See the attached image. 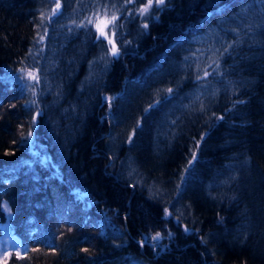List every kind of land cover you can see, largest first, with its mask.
<instances>
[{
	"label": "trees",
	"instance_id": "1",
	"mask_svg": "<svg viewBox=\"0 0 264 264\" xmlns=\"http://www.w3.org/2000/svg\"><path fill=\"white\" fill-rule=\"evenodd\" d=\"M148 5L0 0L2 264H264V0Z\"/></svg>",
	"mask_w": 264,
	"mask_h": 264
},
{
	"label": "snow or ice",
	"instance_id": "2",
	"mask_svg": "<svg viewBox=\"0 0 264 264\" xmlns=\"http://www.w3.org/2000/svg\"><path fill=\"white\" fill-rule=\"evenodd\" d=\"M156 3H157V5H162V4L165 3V0H156ZM105 7H106V6H105ZM113 7H115V5H113ZM148 7H151V0H149V5H148ZM59 10H60V4L57 3V4H56V8L53 10L52 15L55 16V15L59 12ZM142 11L146 12V11H147V8L143 9ZM243 11L246 13V12H247V9H245V10H243ZM95 15H96L97 17H99L100 15H103L104 17H107V16H108V13H107L106 11L103 12V13L97 12ZM116 20H117V16L115 15V13H113V14L111 15V19H104V20H102V21L96 23V24H95V27H96L97 31L100 32V35H101V36H103L105 39H108V37H107V35L105 34V31H104V30H105L106 28H108L109 25H112V26L114 27V26H115V21H116ZM92 23H93V19H92V18H87V24H92ZM87 24H80V25H77V27H86ZM146 26H147V25H145V27H146ZM248 28H249V31H251V25H249ZM46 34H47V33H45V35H46ZM41 39H43V37H41ZM240 40H241V37L239 36V33H237V41H236V43H239ZM108 42H109L110 44L113 45V47H112V54H113V55H117L118 53H117L116 46H115V44L113 43V41H112V40H109ZM228 47H232V45H229ZM227 51H228V48H225V49H224V52H227ZM221 55H223V53H221ZM213 63H216V64H217V67H219V64H218L217 61L214 60ZM210 66H211V65H210ZM207 75H209V73L206 72V73H205V76H207ZM27 76H28V78H29L32 82H34L35 84H39V82H40V78H39V76H38L36 73H34V72H28V73H27ZM169 91H171V90H169ZM5 208H7V204H5Z\"/></svg>",
	"mask_w": 264,
	"mask_h": 264
},
{
	"label": "rangeland",
	"instance_id": "3",
	"mask_svg": "<svg viewBox=\"0 0 264 264\" xmlns=\"http://www.w3.org/2000/svg\"><path fill=\"white\" fill-rule=\"evenodd\" d=\"M3 210L6 213V219L0 222V264L12 254L19 256L25 252V246L9 234L10 213L7 209Z\"/></svg>",
	"mask_w": 264,
	"mask_h": 264
}]
</instances>
